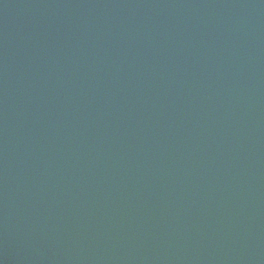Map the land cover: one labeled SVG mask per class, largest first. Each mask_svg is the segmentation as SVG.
I'll list each match as a JSON object with an SVG mask.
<instances>
[{"label": "water", "instance_id": "95a60500", "mask_svg": "<svg viewBox=\"0 0 264 264\" xmlns=\"http://www.w3.org/2000/svg\"><path fill=\"white\" fill-rule=\"evenodd\" d=\"M0 264H264V0H0Z\"/></svg>", "mask_w": 264, "mask_h": 264}]
</instances>
